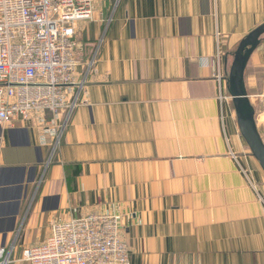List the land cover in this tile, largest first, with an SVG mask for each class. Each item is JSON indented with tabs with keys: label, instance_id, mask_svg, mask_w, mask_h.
Wrapping results in <instances>:
<instances>
[{
	"label": "crops",
	"instance_id": "crops-1",
	"mask_svg": "<svg viewBox=\"0 0 264 264\" xmlns=\"http://www.w3.org/2000/svg\"><path fill=\"white\" fill-rule=\"evenodd\" d=\"M92 12L75 25L83 86L53 156L49 115L0 123V250L27 264L52 223L106 212L130 264H264V173L235 114L219 119L212 63L219 34L228 73L264 0H93Z\"/></svg>",
	"mask_w": 264,
	"mask_h": 264
},
{
	"label": "built area",
	"instance_id": "built-area-1",
	"mask_svg": "<svg viewBox=\"0 0 264 264\" xmlns=\"http://www.w3.org/2000/svg\"><path fill=\"white\" fill-rule=\"evenodd\" d=\"M93 0H0V123L16 118L49 115L51 156L77 106L83 83L78 80L75 25L91 21ZM213 58L219 119L223 124L231 97L228 73L218 44ZM93 59L88 63V69ZM60 115H62L61 118ZM264 123V114H262ZM50 163V160H49ZM242 173L246 172L241 168ZM120 218L93 213L50 225L40 246L23 249L27 264H130L129 250L120 232ZM0 250V264H10Z\"/></svg>",
	"mask_w": 264,
	"mask_h": 264
},
{
	"label": "water",
	"instance_id": "water-1",
	"mask_svg": "<svg viewBox=\"0 0 264 264\" xmlns=\"http://www.w3.org/2000/svg\"><path fill=\"white\" fill-rule=\"evenodd\" d=\"M264 36V23L248 33L232 55L228 71L227 92L231 97L239 135L246 144L250 156L264 173V143L255 123V111L247 95L245 70L248 62Z\"/></svg>",
	"mask_w": 264,
	"mask_h": 264
},
{
	"label": "rangeland",
	"instance_id": "rangeland-1",
	"mask_svg": "<svg viewBox=\"0 0 264 264\" xmlns=\"http://www.w3.org/2000/svg\"><path fill=\"white\" fill-rule=\"evenodd\" d=\"M236 48L231 52V57L236 51ZM230 60L232 61V59ZM245 79H247L248 83L247 95L253 108L257 110L258 113L262 112V114H264V36L261 39L260 45L252 54L248 62L245 71ZM227 110L234 114L232 103H229ZM260 134L262 135L264 143V126L261 127ZM245 148L246 153L250 154L246 145Z\"/></svg>",
	"mask_w": 264,
	"mask_h": 264
},
{
	"label": "trees",
	"instance_id": "trees-1",
	"mask_svg": "<svg viewBox=\"0 0 264 264\" xmlns=\"http://www.w3.org/2000/svg\"><path fill=\"white\" fill-rule=\"evenodd\" d=\"M77 172H75V174H76Z\"/></svg>",
	"mask_w": 264,
	"mask_h": 264
}]
</instances>
